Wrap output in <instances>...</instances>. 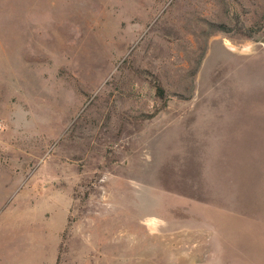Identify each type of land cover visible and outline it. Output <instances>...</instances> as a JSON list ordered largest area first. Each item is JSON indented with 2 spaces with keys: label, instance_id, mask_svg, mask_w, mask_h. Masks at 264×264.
<instances>
[{
  "label": "rangeland",
  "instance_id": "374dc122",
  "mask_svg": "<svg viewBox=\"0 0 264 264\" xmlns=\"http://www.w3.org/2000/svg\"><path fill=\"white\" fill-rule=\"evenodd\" d=\"M263 20L0 0V264H264Z\"/></svg>",
  "mask_w": 264,
  "mask_h": 264
},
{
  "label": "trees",
  "instance_id": "16d2710c",
  "mask_svg": "<svg viewBox=\"0 0 264 264\" xmlns=\"http://www.w3.org/2000/svg\"><path fill=\"white\" fill-rule=\"evenodd\" d=\"M211 26L213 27L214 30H217V31L229 32L231 30V27L227 23H212ZM263 28H264V20L263 22L257 23L256 25L247 27L246 35L248 37H252L256 33L262 31ZM156 86H157L159 95L163 97L165 95V89L160 84Z\"/></svg>",
  "mask_w": 264,
  "mask_h": 264
}]
</instances>
